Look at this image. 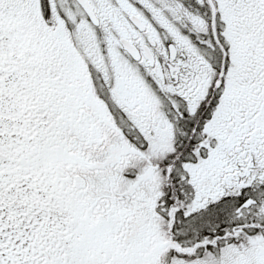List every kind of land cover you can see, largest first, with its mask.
Listing matches in <instances>:
<instances>
[{
	"label": "snow or ice",
	"instance_id": "1",
	"mask_svg": "<svg viewBox=\"0 0 264 264\" xmlns=\"http://www.w3.org/2000/svg\"><path fill=\"white\" fill-rule=\"evenodd\" d=\"M0 264H264V0H0Z\"/></svg>",
	"mask_w": 264,
	"mask_h": 264
}]
</instances>
